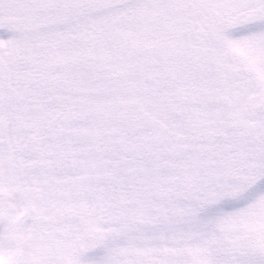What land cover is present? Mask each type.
Wrapping results in <instances>:
<instances>
[{"label": "snow or ice", "instance_id": "6c2138e0", "mask_svg": "<svg viewBox=\"0 0 264 264\" xmlns=\"http://www.w3.org/2000/svg\"><path fill=\"white\" fill-rule=\"evenodd\" d=\"M0 264H264V0H0Z\"/></svg>", "mask_w": 264, "mask_h": 264}]
</instances>
